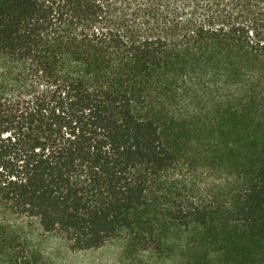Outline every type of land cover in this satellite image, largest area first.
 I'll list each match as a JSON object with an SVG mask.
<instances>
[{"label":"trees","instance_id":"16d2710c","mask_svg":"<svg viewBox=\"0 0 264 264\" xmlns=\"http://www.w3.org/2000/svg\"><path fill=\"white\" fill-rule=\"evenodd\" d=\"M134 95L174 117L228 111L237 133L174 151ZM188 163L229 173L209 205L264 246V0H0V264H37L40 232L145 246L150 209L209 227Z\"/></svg>","mask_w":264,"mask_h":264},{"label":"rangeland","instance_id":"374dc122","mask_svg":"<svg viewBox=\"0 0 264 264\" xmlns=\"http://www.w3.org/2000/svg\"><path fill=\"white\" fill-rule=\"evenodd\" d=\"M176 63V56L171 52L165 69L175 71ZM133 103L136 116L153 120L167 146L177 152L183 142L232 138L237 133V120L228 111L174 117L155 104L143 102L137 95ZM183 171L194 196L208 205L212 194L220 190L219 182L229 174L225 169L202 163H188ZM219 193L225 195L226 190ZM209 206L212 218L209 227L194 231L175 228L163 213L158 215L154 209L141 213L138 216L140 226L154 238L145 246L139 245L127 230L104 246L86 251L72 249L60 237L40 232L33 241L41 251L37 264H264V246L247 242L234 233L224 207Z\"/></svg>","mask_w":264,"mask_h":264}]
</instances>
